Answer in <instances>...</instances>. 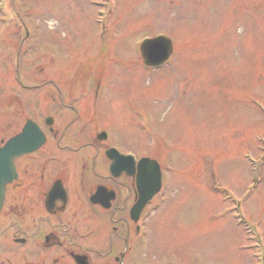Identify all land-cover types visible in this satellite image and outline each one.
<instances>
[{"label": "rangeland", "instance_id": "1", "mask_svg": "<svg viewBox=\"0 0 264 264\" xmlns=\"http://www.w3.org/2000/svg\"><path fill=\"white\" fill-rule=\"evenodd\" d=\"M156 1L8 0L18 16L10 22L0 16V140L26 118L42 123L51 115L59 135L63 119L69 124L72 140L65 135L61 145L77 147L89 141L77 134L88 136L99 124L122 151L155 157L166 170L167 190L147 207L146 236L134 243L131 264H143L141 258L144 264H259L261 244L247 240L244 227L254 223L264 242V165L261 180L243 197L252 183L247 152L264 153V0ZM20 21L32 36L24 37ZM159 34L172 40L173 53L162 68H147L139 44ZM77 104L88 117L96 104L97 118L75 117L69 108ZM50 141L33 160L24 158L30 180L39 171L33 164L46 178L73 167L71 153L53 154ZM52 155L50 167L39 163ZM241 203L245 218L238 225L231 211L243 216ZM5 205L0 230L9 238L15 227L10 201ZM60 223L68 224L50 217L46 227ZM35 224L22 217L18 227ZM13 250L29 251L27 244Z\"/></svg>", "mask_w": 264, "mask_h": 264}, {"label": "flooded vegetation", "instance_id": "2", "mask_svg": "<svg viewBox=\"0 0 264 264\" xmlns=\"http://www.w3.org/2000/svg\"><path fill=\"white\" fill-rule=\"evenodd\" d=\"M62 105L65 108L71 106ZM92 106L95 107L94 104ZM72 110L76 112L75 117L79 119H84V121L94 119V113L90 112V117H88V112L82 111L81 108L79 110L73 107ZM54 123L55 121L48 128L49 133L46 134L47 144L50 142V136L54 141L50 152L58 154L68 150L74 158L73 167L65 171H62V167H60L59 171L54 174L50 173L49 178H46L47 175L40 171L41 166L33 164V167L39 171L33 170L31 172L33 179L30 180L28 176L24 175L22 164L27 156L33 160L32 156L35 153L16 159L17 178L7 186L5 193V201L10 200L11 203L10 216L13 218L11 227H15V230L13 229L11 234H8L9 238L7 236L5 238V232L1 233L0 231L2 244L0 246V264L6 261L8 264H23L24 262L26 264H77L74 259L76 254L84 256L83 260L87 264H130L131 229L128 203L136 198L133 179L126 172L114 175L109 171L110 160L105 154L106 143L97 140L93 128L88 136L83 135L82 132L77 134V137L89 139V141L77 147H69L62 146L60 143L67 134L68 126L66 125L68 124L64 119L62 123L60 122L63 130L59 135L58 128ZM68 134L72 135L71 132ZM66 136L71 139V136ZM54 157V155L46 157L39 163L46 164L47 162V167H50ZM63 172L69 174L77 190L71 191L69 186L64 183L67 177L62 174ZM40 180H43V183ZM56 180L61 181L64 190L59 188L55 195L57 199L47 209L44 203L45 195ZM98 187H103L105 192L108 191L114 195L110 207L107 209L90 202V196ZM71 199L75 202H71ZM28 206L33 213L30 210L29 213H26L24 207ZM83 206L85 209L102 210L104 215L87 213ZM22 217L36 221L35 228L28 230L21 229L22 226L18 227ZM50 217H56L58 221L66 220L68 224H65V228L63 223L54 228L46 227ZM100 217L103 219H98ZM72 221H78V223L70 227ZM102 224L105 228H97ZM86 226H92V228ZM138 232L139 230L136 231V233ZM19 239H23V241ZM8 241L13 242L14 247L27 244L29 251L19 254L18 250L14 251V247L7 245Z\"/></svg>", "mask_w": 264, "mask_h": 264}, {"label": "water", "instance_id": "3", "mask_svg": "<svg viewBox=\"0 0 264 264\" xmlns=\"http://www.w3.org/2000/svg\"><path fill=\"white\" fill-rule=\"evenodd\" d=\"M141 52L144 63L148 66L161 65L171 54V42L167 38L157 37L146 40L141 44ZM44 142V136L40 128L31 120H28L22 132L9 139L3 147H0V208L3 201V193L6 183L14 176L13 159L22 154L32 152ZM117 165L120 163H116ZM140 175L138 186L141 200L133 211H139L142 205L148 201L157 189L160 182V172L155 169V162L149 159L140 161Z\"/></svg>", "mask_w": 264, "mask_h": 264}]
</instances>
